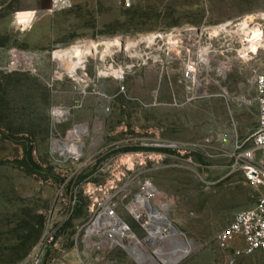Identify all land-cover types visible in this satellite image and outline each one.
<instances>
[{"label": "rangeland", "instance_id": "1", "mask_svg": "<svg viewBox=\"0 0 264 264\" xmlns=\"http://www.w3.org/2000/svg\"><path fill=\"white\" fill-rule=\"evenodd\" d=\"M132 1L74 0L48 14L50 0H0V63L33 55L19 72L0 70V264H18L52 231L61 250H48V264H166L180 239L192 245L180 264H228L217 235L259 198L231 153L257 126L264 15L249 22L260 27L251 38L240 24L264 0ZM79 44L90 49L71 73L72 58L56 53ZM78 125L87 131L74 157L56 141ZM145 182L169 219L166 240L150 236L147 209L142 220L131 212ZM108 201L138 256L112 243L114 229L83 239ZM235 264H264V254Z\"/></svg>", "mask_w": 264, "mask_h": 264}, {"label": "built area", "instance_id": "2", "mask_svg": "<svg viewBox=\"0 0 264 264\" xmlns=\"http://www.w3.org/2000/svg\"><path fill=\"white\" fill-rule=\"evenodd\" d=\"M74 0H50L47 8L48 14L69 9L73 6ZM133 5L132 0H123V7L130 9ZM33 58L31 53L21 54L18 51H12L7 64L0 63V70L9 72H19L23 70L22 63ZM25 63H27L25 61ZM29 64V63H28ZM31 65V64H29ZM32 68H29L31 70ZM194 68L188 67L185 77L192 79L194 77ZM256 101L258 108L257 126L254 132L243 140L235 143L232 158V172L239 173L244 180L259 191V198L254 207L239 211L235 214L232 222L217 235V244L224 252L232 251L227 256L228 264H235L239 258L247 255H253L258 251L264 254V73L255 75ZM153 186L150 182H145L142 186L144 197H152L155 192L148 194V187ZM138 195L135 199L137 201ZM73 203H76L74 200ZM116 202H105L103 210L95 216L86 229L83 236L84 240H92L95 235L88 236L89 227L101 216L114 217L116 213ZM114 225H109L108 235ZM79 234H77V239ZM60 249L56 233L49 232L40 243L18 264H48L46 263V253L49 249ZM58 258L54 257L51 264H58ZM62 264V263H60Z\"/></svg>", "mask_w": 264, "mask_h": 264}, {"label": "bare ground", "instance_id": "3", "mask_svg": "<svg viewBox=\"0 0 264 264\" xmlns=\"http://www.w3.org/2000/svg\"><path fill=\"white\" fill-rule=\"evenodd\" d=\"M255 16L248 15L247 17H245V19H243V22L240 24V27L243 30L249 29V31H246V34H247L246 38H251L254 35V33H256L258 31V29H260V27H256V26L255 27L254 26L250 27V25H249V22L253 21ZM229 25H230V23H228L226 25L218 26V27L215 28V32H217L218 29L227 30V27H229ZM236 26H238V25H236ZM150 39H151V37H150ZM89 49H90V47L87 44H79V45L73 46L71 49H66V50L60 51V52L56 53V55H58V56L59 55H61V56L67 55L69 58L71 57L73 63H72L71 66H68V67H70V72L74 73L76 68H77V63L75 62L74 58L75 57H79L80 58L83 54H86L85 52L88 51ZM199 85L200 84L198 83V86ZM86 131L87 130H85L84 125L76 126L75 129L73 130L72 140L71 141H65V142L56 141V147L58 149H60L61 151L70 152L71 155L74 156V157H78L80 155V153H79L80 150H79V148H77V143L78 142L75 141V139H76V137H80L83 133H86ZM153 192L158 194V189L155 188L154 186L148 187V194H151ZM138 196L139 197H138V199L136 201V204L131 206V212L134 214V217L136 219H138V220H142L143 219L142 208L144 207L145 209H147L148 210V218H149L148 220L149 221H147L146 223L150 227V230H149L150 236H152L154 238L158 237V238H162V239L166 240L167 236H166V234L163 231L164 230L163 226L169 223V219L167 217H165L164 215H162L160 212H158L155 208H153L151 206V204L149 203V200H148L149 198L148 197L145 196L146 197L145 198L144 196H142V194H140ZM109 225H114L113 229L117 232L116 233L117 236H116V238H114L112 240V243L113 244H120V245L124 246L129 251V253L131 255H133L134 257L138 256V251H140L138 241H136L135 247H130V246H128L125 243L124 237L122 235V232H123L122 228L123 227L121 226V228H119L120 225H122V220H121V218L118 215H116L114 217H108V218L106 216L99 217L90 226L87 235L90 236V235L96 234L100 230H102L104 228H107ZM128 230H130L129 226H128ZM101 232H108V231L103 230ZM129 236L131 238H134V235L132 233H130ZM186 241L187 240H185V239H180L178 242L183 247L182 250L175 251V255L174 256H166V257H164V260L166 261V264H173L178 258L183 256L185 253H190L191 252L192 245H191V243H189L188 241H187L188 242L187 243ZM187 245H188L187 249H184V246H187ZM163 255H166V254H163ZM149 261H152L151 264H162L160 261H158L154 257L150 258Z\"/></svg>", "mask_w": 264, "mask_h": 264}, {"label": "trees", "instance_id": "4", "mask_svg": "<svg viewBox=\"0 0 264 264\" xmlns=\"http://www.w3.org/2000/svg\"><path fill=\"white\" fill-rule=\"evenodd\" d=\"M26 157H27L28 164L30 165V167H34L35 164H34V161H33V158H32V152H31L30 149L27 151Z\"/></svg>", "mask_w": 264, "mask_h": 264}, {"label": "crops", "instance_id": "5", "mask_svg": "<svg viewBox=\"0 0 264 264\" xmlns=\"http://www.w3.org/2000/svg\"><path fill=\"white\" fill-rule=\"evenodd\" d=\"M263 14H264V12H261V13L260 12L259 13L258 12H250V13H247L246 15H254V16L256 15L257 16V15H263ZM4 48L5 47H0V51H5ZM3 53L4 52H2V53L0 52V54H3ZM1 58H4V55H2ZM0 60L2 61V59H0Z\"/></svg>", "mask_w": 264, "mask_h": 264}, {"label": "water", "instance_id": "6", "mask_svg": "<svg viewBox=\"0 0 264 264\" xmlns=\"http://www.w3.org/2000/svg\"><path fill=\"white\" fill-rule=\"evenodd\" d=\"M189 256V253H185L183 256H181L180 258H178L173 264H180L182 263L184 260H186Z\"/></svg>", "mask_w": 264, "mask_h": 264}]
</instances>
